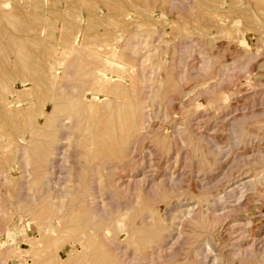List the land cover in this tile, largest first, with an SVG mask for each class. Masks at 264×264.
Listing matches in <instances>:
<instances>
[{"label": "rangeland", "instance_id": "374dc122", "mask_svg": "<svg viewBox=\"0 0 264 264\" xmlns=\"http://www.w3.org/2000/svg\"><path fill=\"white\" fill-rule=\"evenodd\" d=\"M0 264H264V0H0Z\"/></svg>", "mask_w": 264, "mask_h": 264}, {"label": "bare ground", "instance_id": "6f19581e", "mask_svg": "<svg viewBox=\"0 0 264 264\" xmlns=\"http://www.w3.org/2000/svg\"><path fill=\"white\" fill-rule=\"evenodd\" d=\"M97 74V73H96ZM69 75V74H68ZM98 75V74H97ZM97 77V76H96ZM95 77V78H96ZM100 78H102V77H100ZM98 79H99V77H98ZM103 79V78H102ZM97 79H95V81H96ZM99 80H101V79H99ZM102 81V80H101ZM100 81V82H101ZM107 81V80H106ZM106 81H104V82H106ZM85 82V81H84ZM88 82V81H87ZM90 82V81H89ZM103 82V81H102ZM97 83V82H96ZM98 83H99V81H98ZM105 85L107 84V83H104ZM61 85H62V83H61ZM64 85V84H63ZM66 85V84H65ZM96 86H97V84H95ZM81 86H83V85H81ZM94 86V85H93ZM92 86V87H93ZM107 87H108V85H106ZM61 87V86H60ZM60 87H59V89H60ZM63 87V86H62ZM68 87V86H67ZM100 87H102V86H100ZM111 87V86H110ZM71 88V87H70ZM93 88H95V86L93 87ZM103 88H106L105 86L103 87ZM58 89V90H59ZM72 89V88H71ZM99 89V88H98ZM104 91H105V89H103ZM89 91V90H88ZM110 91V90H109ZM96 92V91H95ZM98 92H99V90H98ZM108 92V91H107ZM86 93H89V92H87L86 91ZM121 91H118V92H116V93H112L113 94V96H115L116 98H114V100H116L115 102L113 101L112 103H110V104H105V105H103V107H101L100 109H98V108H96V109H94V111H93V109H91L93 112V117H92V119H95V120H93V138H97L98 139V141L93 145V147H95V148H101V147H105V144L107 143V141H109V142H112V144H113V141H116L117 139H120V138H125V137H127L125 140H123V141H120V143H119V145H118V149H116L117 151H119V152H121L120 154H118V152H116V151H113V152H116L118 155H120L121 156V154H123L122 153V151L123 150H125V149H127V148H130V145L132 144V138H133V136L135 137V135H136V132H138L141 128H142V126L141 125H143V124H141L140 123V125L137 127V124H135L134 123V121H135V116H136V109H135V107L134 106H131L130 107V105L128 104V102H126V100H123V102H118V100H119V98L121 97ZM60 94H61V92H60ZM66 94V93H65ZM101 94V93H100ZM85 96H86V94H84ZM108 95V93H106L104 96H107ZM103 96V95H102ZM109 96V95H108ZM111 96V95H110ZM127 98V97H126ZM125 98V99H126ZM98 99V98H97ZM104 99V98H103ZM108 100H112V99H108ZM140 101V100H139ZM19 102H8V105H12V104H18ZM135 103V102H134ZM20 104H21V102H20ZM97 104H98V102H97ZM141 104V103H140ZM143 104V103H142ZM95 105V104H94ZM6 106V105H5ZM96 106V105H95ZM18 108H20L19 106H18ZM141 109H143V106H141ZM141 111V110H140ZM143 111V110H142ZM21 112V111H20ZM20 112H18V113H20ZM17 114V113H16ZM25 114V113H24ZM139 114H140V112H139ZM141 114H143V113H141ZM143 115H145V113L143 114ZM142 115V116H143ZM26 116V115H25ZM139 116L140 115H138V118H139ZM75 117V116H74ZM91 117H90V120H91ZM141 117V116H140ZM145 117V116H144ZM60 118V117H59ZM76 118V117H75ZM137 118V119H138ZM22 119V118H21ZM87 119H89V117L87 118ZM141 119H143L144 120V118H141ZM145 119H147V117L145 118ZM66 120H67V118H66ZM89 121V120H88ZM142 121V120H141ZM28 122V121H27ZM48 122V121H47ZM63 122H65L64 121V118H63ZM90 122V121H89ZM144 123V122H143ZM44 124V123H43ZM138 124H139V122H138ZM145 124V123H144ZM141 126V127H140ZM144 131V130H143ZM138 135V134H137ZM58 138H60V136L58 137ZM137 138H139V136L137 137ZM120 140H122V139H120ZM136 140V139H135ZM108 142V143H109ZM134 142V141H133ZM50 143V142H49ZM111 144V145H112ZM114 146V145H113ZM135 146V145H134ZM43 148V147H42ZM56 148V147H55ZM109 148V147H108ZM111 148V147H110ZM106 149H107V146H106ZM133 149V148H132ZM58 150V149H57ZM60 150V149H59ZM98 150V149H97ZM105 150V149H104ZM103 150V151H104ZM47 151V150H46ZM61 151V150H60ZM107 151V150H106ZM133 151H135V149L133 150ZM105 152V151H104ZM110 152V151H109ZM112 152V153H113ZM124 152V151H123ZM63 153H65V152H63ZM107 154H109L108 153V151L106 152ZM129 153H130V151H129ZM58 154H60L59 152L58 153H56V156L58 155ZM62 154V153H61ZM125 154V153H124ZM133 154V153H132ZM115 155V154H114ZM129 155H131V153L129 154ZM54 156V155H53ZM60 156V155H59ZM108 156H110V155H108ZM112 156V155H111ZM116 156V155H115ZM124 155H122L121 156V159H120V157H118L119 159H118V161H117V164H121L122 162H123V160H122V157H123ZM55 157V156H54ZM58 157V156H57ZM114 157V156H113ZM125 157V156H124ZM130 158H131V156H130ZM129 158V159H130ZM53 159V158H52ZM112 159V158H111ZM114 160H115V158H113ZM132 159V158H131ZM57 160V159H56ZM55 161V160H54ZM130 161V160H129ZM53 162V161H52ZM131 163V162H130ZM53 164H55V163H53ZM52 164V165H53ZM109 164V163H108ZM139 164V163H138ZM97 166V165H96ZM116 166H118V165H116ZM142 166V165H141ZM98 167V166H97ZM96 167V168H97ZM127 167V166H126ZM114 168V167H113ZM135 168V167H134ZM139 169L140 168H138L137 167V170L139 171ZM132 171H135L134 169H132ZM120 172H122L121 170H120ZM137 172V171H136ZM139 172H141V171H139ZM142 175H143V173H141ZM141 174H140V176H141ZM138 175V174H137ZM92 176V175H91ZM90 176V177H91ZM124 176V175H123ZM132 178H136V176L134 175L133 177H131V179ZM142 178H145V177H142ZM91 180H93V179H91ZM136 180H137V178H136ZM139 180V179H138ZM144 179H142L141 180V182L143 181ZM3 182V181H2ZM130 182H131V180H130ZM132 182H133V180H132ZM131 182V183H132ZM144 182V181H143ZM150 182V181H149ZM148 182V183H149ZM56 183V182H55ZM134 183H135V185L137 186V184H136V181L135 182H133L132 184H130V185H132V186H134L135 187V185H134ZM57 185V184H56ZM142 185H143V183H142ZM53 186V185H52ZM89 186H90V184H89ZM141 186V185H140ZM150 186V185H149ZM96 187V186H95ZM87 188H93V186L92 187H87ZM138 188V187H137ZM69 190V189H68ZM97 190V189H96ZM64 191V190H63ZM66 191V190H65ZM90 191H93V189L92 190H89V192ZM57 192H59V191H57ZM98 192V191H97ZM96 191L94 192H92V194L94 193H97ZM66 193V192H65ZM91 193V192H90ZM57 194V193H56ZM59 194V193H58ZM93 194V195H94ZM86 195H88V194H86ZM57 196V195H56ZM55 196V199L56 198H59L58 200H60V197L59 196H57L56 197ZM90 196V195H89ZM90 198V197H89ZM62 199V198H61ZM92 199H90V201H91ZM93 200H94V198H93ZM92 200V201H93ZM88 202H89V200H87ZM55 204V203H54ZM54 204H52V205H54ZM88 204V203H87ZM94 204H95V202H94ZM89 206H90V204H89ZM78 209V208H77ZM92 209V208H91ZM62 210V209H61ZM87 210V209H86ZM93 212V211H92ZM83 213V212H82ZM94 214V212L91 214V215H93ZM194 222V221H193ZM203 223V222H202ZM204 224V223H203ZM200 225H202V224H200ZM205 225V224H204ZM79 226V225H78ZM77 226V227H78ZM199 226V225H198ZM201 227V226H200ZM203 228H205L204 226H202ZM200 229V228H199ZM48 232H50V231H48ZM243 232V231H242ZM46 233V232H45ZM47 234V233H46ZM243 234V233H242ZM241 234V235H242ZM93 235V234H92ZM240 235V236H241ZM245 235L246 234H244V235H242L243 237H245ZM82 235H80V237H81ZM240 236H238V237H240ZM241 236V237H242ZM79 237V238H80ZM161 237H163V236H161ZM166 237H168V234H167V236ZM170 237V236H169ZM242 237V238H243ZM52 238V237H51ZM50 238V239H51ZM253 239V238H252ZM241 240V239H240ZM239 240V241H240ZM255 240V239H254ZM235 241V240H234ZM239 241H238V244L236 243V244H234L233 246H234V253L236 252V251H238L242 246H241V244H239ZM79 242V241H78ZM81 242V241H80ZM244 241H242L241 240V242L240 243H243ZM85 243V242H84ZM234 243V242H233ZM81 245V244H80ZM231 247V246H230ZM78 248V247H77ZM232 249H233V247H231ZM79 249V248H78ZM77 249V250H78ZM231 249V250H232ZM243 250V249H242ZM75 252V251H74ZM233 253V254H234ZM238 253H239V251H238ZM236 254H237V252H236ZM203 257H205V256H203ZM203 257L201 258L202 260H204L203 259ZM207 259V258H206ZM93 261V260H92ZM94 262V261H93ZM190 263V262H189ZM201 263V262H200Z\"/></svg>", "mask_w": 264, "mask_h": 264}]
</instances>
